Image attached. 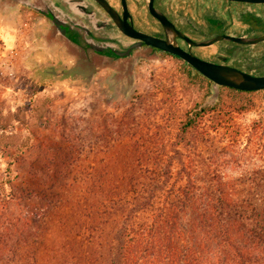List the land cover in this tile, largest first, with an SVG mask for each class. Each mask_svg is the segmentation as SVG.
Instances as JSON below:
<instances>
[{"label": "rangeland", "instance_id": "1", "mask_svg": "<svg viewBox=\"0 0 264 264\" xmlns=\"http://www.w3.org/2000/svg\"><path fill=\"white\" fill-rule=\"evenodd\" d=\"M39 20L0 9V264H110L128 216L148 223L194 186L264 206V90L217 94L167 54L77 82L39 48Z\"/></svg>", "mask_w": 264, "mask_h": 264}, {"label": "flooded vegetation", "instance_id": "2", "mask_svg": "<svg viewBox=\"0 0 264 264\" xmlns=\"http://www.w3.org/2000/svg\"><path fill=\"white\" fill-rule=\"evenodd\" d=\"M150 1L168 27L150 12ZM21 8L40 18L35 32L39 48L51 61L69 62L66 69L77 82H88L107 68L129 80L144 59L164 54L181 59L147 43L142 35L168 40L171 47L208 62L264 75V2L0 0V9Z\"/></svg>", "mask_w": 264, "mask_h": 264}, {"label": "trees", "instance_id": "3", "mask_svg": "<svg viewBox=\"0 0 264 264\" xmlns=\"http://www.w3.org/2000/svg\"><path fill=\"white\" fill-rule=\"evenodd\" d=\"M208 110L199 104L190 109L181 135ZM220 184L218 194H204L194 186L185 192L186 202L155 206L148 223L136 222L135 214L128 216L110 264H264V206H246L237 189ZM146 209L140 206L138 211Z\"/></svg>", "mask_w": 264, "mask_h": 264}, {"label": "water", "instance_id": "4", "mask_svg": "<svg viewBox=\"0 0 264 264\" xmlns=\"http://www.w3.org/2000/svg\"><path fill=\"white\" fill-rule=\"evenodd\" d=\"M248 2H264V0H239ZM106 9L110 10L109 6ZM150 12L159 17L163 24L168 27L170 24L164 15L159 13L153 6L152 1L149 2ZM110 12V11H109ZM117 20V19H116ZM118 21V20H117ZM121 31L125 32L124 27L118 24ZM147 43L158 47L159 49L171 53L185 60L202 76L214 83L216 88L230 87L240 91H261L264 90V75L256 76L241 70L229 67L227 65L208 62L198 57L181 51L180 49L171 47L168 40H160L142 35Z\"/></svg>", "mask_w": 264, "mask_h": 264}]
</instances>
